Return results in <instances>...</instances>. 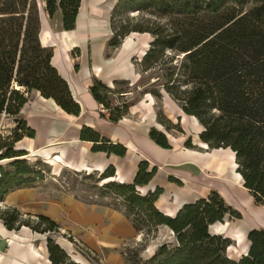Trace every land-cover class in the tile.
<instances>
[{
  "label": "trees",
  "instance_id": "obj_1",
  "mask_svg": "<svg viewBox=\"0 0 264 264\" xmlns=\"http://www.w3.org/2000/svg\"><path fill=\"white\" fill-rule=\"evenodd\" d=\"M80 3L81 0H46L45 12L50 18L60 12L62 29L73 31ZM120 10L160 12L166 22L144 20L146 24L131 25L132 18H126L128 23L123 20L117 26L116 14ZM110 28V50L118 48L133 32L152 37L148 49L136 61L141 74L149 79L150 88L144 94L156 98L167 94L184 114L197 119L203 128L199 138L209 149L229 148L234 152L236 173L243 187L256 204L264 206V0H118L111 12ZM39 33L40 16L34 0H0V115L12 118L16 125L10 144L0 146V161L12 160L16 165L24 163L21 159L27 152L18 147L15 150L14 143L35 136L21 115L31 92L52 99L67 114L78 116L81 112L67 82L52 66V50L42 46ZM152 78L155 80L150 82ZM131 87L126 80H116L113 87H108L94 78L89 90L98 105L108 110L107 115H100L115 123L128 113L129 105L126 100L116 104L111 96L118 94L121 100L119 97L135 92ZM157 121L167 130L183 133L180 124H174L163 113L157 114ZM149 137L158 146L171 148L165 134L156 128L150 129ZM80 139L93 142L94 152L118 156L126 153L124 146L113 144L88 126L82 127ZM184 146L195 148L190 138ZM156 171V167L148 171V163L142 161L132 183L104 184L122 199L128 214L143 215L144 227L151 228L149 241L160 225L174 233L175 241L161 244L144 264H264V229L249 231V250L238 260L225 255L231 239L210 233V226L226 216L241 218L240 212L218 192L211 191L205 198L184 204L174 216L159 211L155 202L162 188L146 194L137 190ZM98 175V180L112 177L114 168L110 166ZM16 181L0 166L1 194ZM169 181L182 185L171 176ZM16 213L1 217L6 228L16 229ZM38 219L46 224L41 233L58 230L49 218ZM132 224L142 232L144 227ZM47 250L52 264H79L72 263L51 237L47 238Z\"/></svg>",
  "mask_w": 264,
  "mask_h": 264
},
{
  "label": "crops",
  "instance_id": "obj_2",
  "mask_svg": "<svg viewBox=\"0 0 264 264\" xmlns=\"http://www.w3.org/2000/svg\"><path fill=\"white\" fill-rule=\"evenodd\" d=\"M87 6V2L81 0L73 31L62 29L61 14L57 12L59 30L53 31L44 18V21L40 19L39 33L42 46L52 49V66L67 82L74 100L81 107V112L78 116L67 114L52 99L44 98L34 91L37 96L30 100L28 98V102L21 110L22 117L35 131L33 138L26 137L33 142V148L28 144H22V140L17 144L18 149L25 150L28 153L26 156L42 154L44 157H53L57 159L55 162L59 166L63 165L76 171L101 174L112 166L114 176L104 179L107 182L132 183L139 163L146 161L148 171L153 167H156L157 171L146 185L137 189L141 194H146L157 187L162 188L163 192L157 198L155 206L165 215L174 216L184 204L193 203L207 197L211 191H216L226 203L228 200L238 207V209L234 208L227 203L240 212L241 218L236 219L240 223L244 221L239 206L241 208L246 206L254 213L255 222L247 229L246 239L250 230L264 229V206L254 202L252 195L243 187V180L240 187L234 184L235 189L229 183L230 170L236 171V166L232 165L235 156L230 158L227 154L229 148L209 149L199 138L203 128L198 121L196 125H191V129L186 128L183 124V116L188 117V115L184 114L169 96L162 103L163 113L173 123H177L180 119L183 133L174 129L167 130L157 121L155 102L150 94H146L140 106L135 108V115L130 111L115 123L107 116L100 115L97 111L98 103L89 90L93 79H99L106 86L113 87L116 80L131 81L135 72L133 70L131 74L127 69L129 67L125 56L127 53L120 54L123 49L122 43L118 48L110 51L108 41L106 50H101L105 32L99 33V30L93 28V22H98V16L90 14ZM110 8L111 6L109 10ZM108 16L109 23L111 12ZM89 37L95 40L92 48L87 46ZM75 65L78 66L77 70L74 69ZM83 126L92 128L113 144L124 146L125 155L92 151L93 142L80 139ZM151 128L164 133L171 148L165 149L154 143L149 137ZM188 138L192 139V144L197 148L184 146ZM230 152L234 155V152L231 150ZM4 161L10 160H2L0 163ZM227 173H229L228 177H225ZM170 176L181 181L182 185L170 182ZM214 181L220 184L216 186L212 183ZM233 193L236 197L231 195ZM0 204L2 207H15L23 217L35 219L44 216L54 221L62 234L53 236L56 243L71 259L78 255L86 264L91 263L75 251L73 243L64 237L65 233L72 236L89 252L97 255L103 264H123V250L140 241L143 236L127 215L119 209L93 200L78 199L52 185L19 186L6 193ZM225 218L228 222V216ZM227 222L218 223L222 224L221 228H225L229 233ZM218 223L211 225L210 229ZM46 235L48 234L33 232L26 225L18 231L10 230L0 219V264H52L49 260ZM159 235L173 237L171 241L165 240L162 244L175 241L174 233L165 225L157 227L154 237L157 238ZM226 237L236 241L232 235ZM247 240L242 255L249 250L250 242ZM156 250L157 248L151 250L148 256H143L141 253L140 256L147 259ZM76 262L84 264L82 260Z\"/></svg>",
  "mask_w": 264,
  "mask_h": 264
},
{
  "label": "rangeland",
  "instance_id": "obj_3",
  "mask_svg": "<svg viewBox=\"0 0 264 264\" xmlns=\"http://www.w3.org/2000/svg\"><path fill=\"white\" fill-rule=\"evenodd\" d=\"M34 1L36 2L38 6L40 19L44 21L45 20L44 18H46L47 24H49V26L51 27L53 31L59 30V25L57 23V19H58L57 12L53 18H50V17L48 18L47 13L45 12V1L46 0H34ZM117 3H118V0H106L105 2H101L100 5H98V10H99L97 12L98 22L96 23L93 22V28H96L97 30H99V33L105 32L104 39L101 42V46H102L101 50H106V45L112 36L111 28H109L110 20L108 23L107 16L109 15V12H112L111 8L113 7L112 9H114ZM110 6L111 8L109 10ZM126 18H132L131 20H129L131 25L135 24L136 22L141 23V24L142 23L146 24L144 23V20L145 21L153 20L160 24L166 22V17L165 16L163 17L160 12L151 14L143 10L142 11L120 10L116 14L115 24L118 26L120 22L123 20L128 23V19ZM151 40H152V37L148 33L146 34L133 33V34H130L128 37L126 36L122 42L123 49L120 51V54H124L125 52L127 53L125 54L126 59L129 64V67L127 69L131 72V74L133 70L135 72L134 78L131 81H128L130 85L132 86L131 88L134 89L135 92L130 91L128 92V94H126L125 97H119L121 98V100L117 99L118 94H114L113 96H111V100L114 99V103L116 104H120L122 100H126L129 105L128 113L131 111L132 113H134V115H135V108H137V106H140L141 102H143L145 95L149 94V93L144 94L143 92V91H146V89L150 88L149 79L146 78L147 75L141 74L140 68H138V66L136 65L137 63L136 61L142 58L145 52L143 54L141 52L143 51V49L144 51L148 49L149 43L151 42ZM94 44H95V40L89 37L87 41V46L89 48H92ZM110 51H113V50H110ZM113 55L114 53H112L111 56ZM141 75L143 78L141 79L143 80L142 82L140 80ZM154 80L155 79L152 78L150 79V82H153ZM118 88L122 90L126 89L125 86H119ZM35 96H37V93L33 91L29 94L28 98L30 100L34 98ZM151 96L153 97V100L155 102L154 110L156 111V115L158 113H163L162 103H164V101L167 100L168 95L163 93L161 98H156L153 95ZM97 111L100 114L104 113L105 115H107V112L102 111L100 105H98ZM177 123L180 124V119L177 120ZM183 124L186 128L188 127L190 128L192 124L196 125L197 123H195L190 117L183 116ZM15 126L16 125L12 118L7 117L5 115H0V146L3 147L5 145L10 144V142L12 141L14 137L13 130ZM22 140H21L22 144H28L30 148L31 147L33 148V142L28 140L26 137H24ZM19 142L14 143L15 150H17V144ZM195 148H197L196 145H195ZM227 151H228L227 154H229L230 158L232 159L235 155H233L230 152V150H227ZM26 155H28V153ZM21 160H25V161L23 164H20V165H16L12 160L4 161L0 163V166L8 174L13 175L14 179L17 180L16 182H18V183H15V185L9 187L2 194L0 193V201H2L4 195L8 193L10 190L12 191L13 189L18 188L19 186H22V185H33L34 184L37 186L45 185L46 187L49 185H52L63 192L74 195L78 199L93 200V201L99 202L102 205H109L113 208L119 209L120 211L124 212V214L128 216L129 220H131V222H133L136 225V227L138 228L144 227L145 222L144 220H142L143 215L142 214L138 215L137 213L128 214L126 206L125 204H123L122 199L115 194V192L113 191L111 187H105L104 184L107 183L106 180H105L106 182L104 181V179L98 180L99 175L97 173H92L89 171H76V170H73L67 167H63V165L61 166L58 165L57 167H55L42 154L24 156L23 159ZM232 165L236 166L235 158H234V162L232 163ZM17 168H19L21 171H18L19 169ZM229 177H230L229 183L231 186H233V189H235L234 184L235 186L240 187L241 183H239L238 176L236 175L235 170H232V169L230 170ZM212 183L215 184L216 186L220 184L218 181H214ZM231 195L233 197L234 196L236 197L234 193ZM237 200L239 199L237 198ZM227 203L231 204L234 208L238 209V207H236L235 204L233 205L230 201L227 200ZM239 208H240L239 210L243 212V221L246 226L247 225L250 226L251 223L255 222L253 212H250V210L246 208V206L245 207L243 206L242 208L241 206H239ZM13 211L17 212L16 215L18 216L17 218L18 220L14 222V227L16 228L15 230L17 231L25 224L28 228L31 229V231L41 233L40 232L41 229L45 228L46 226V224L41 223V221L38 218L34 219L30 217H23V215L15 207H12V206L2 207L1 204H0V219L2 216H6V215L8 216V215L13 214ZM227 219H228V222L227 221L225 222H227L228 224L227 225L228 229L229 228L231 229L234 225H237L238 223H240L236 219H230L229 217ZM33 227L37 229L34 230ZM150 229H147V227H144L142 230L143 236L141 237V240L137 241L131 247L129 248L127 247V249L123 250V254H122L123 262H124L123 264H133V263L134 264H144V261L147 260L148 258L144 259V257L140 256V253L141 255L143 254V256H148L151 250L158 248L162 244V242H164L165 240L171 241L173 238L172 235L171 237L170 235H167V237L166 236L161 237V235H159V237L157 238L154 237L153 240L148 242L152 235L151 233L149 234L150 237H147L148 231ZM210 230L212 231L211 233L223 234L222 235L223 237L231 236L227 234L228 232H226L225 228H221V229L211 228ZM41 234H44V233H41ZM47 234H48L46 235L47 238L51 237L54 240V242H56L53 236L55 237L59 236L60 232L59 230H57L55 232H49V233L47 232ZM64 237L68 239L71 243H73L74 245L73 247L75 251H77V253L82 254L86 259H88V261L91 264H103L101 262V259L97 257V255L89 252L86 248H84V246H82L77 241H75L72 236H69L68 234L65 233ZM232 237L234 238V240L236 239L235 236H232ZM147 242L149 243V245ZM146 244L147 246H145ZM245 244L246 243L238 242L237 239L236 241H232V243H230V245L226 248L225 255L231 259L238 260L242 256V253L245 249ZM72 253L73 255H76L74 254V252ZM69 259L72 263H78L76 261H80L81 258L78 255H76L75 258L73 257L71 259L69 257ZM81 260L84 264H86V262L83 259Z\"/></svg>",
  "mask_w": 264,
  "mask_h": 264
},
{
  "label": "bare ground",
  "instance_id": "obj_4",
  "mask_svg": "<svg viewBox=\"0 0 264 264\" xmlns=\"http://www.w3.org/2000/svg\"><path fill=\"white\" fill-rule=\"evenodd\" d=\"M86 2H87V8H89V13L90 14H94V15H96L97 14V12L99 11L98 10V5H100V3L101 2H105L106 0H85ZM128 43V42H127ZM145 51H144V49H143V51L141 52L142 54L144 53ZM188 117H190V116H188ZM195 123H197V120L195 119V118H193V117H190ZM218 150H220V149H218ZM33 155V154H32ZM46 159H48V161L53 165V166H55V167H57L58 166V164H56V162H55V160L57 161V159H53V157L52 158H50L49 156H47V157H45ZM58 158H60L59 156H58ZM58 163H60L59 161H58ZM236 175L238 176V180H239V183H241L242 182V179H241V177H240V175L238 174V173H236ZM225 177H228V173L226 174V175H224ZM228 179V178H227ZM229 182H230V180H229ZM233 187V186H232ZM219 225H215V226H212V228H215V229H219V228H221L222 227V224H220V223H218ZM249 228V226L247 225H245V223H238L237 225H234L231 229H229V235H232V236H235L236 237V239H237V241L238 242H242V243H246V231H247V229ZM75 258V257H74ZM79 260V259H78ZM81 261V260H80ZM82 263V262H81Z\"/></svg>",
  "mask_w": 264,
  "mask_h": 264
},
{
  "label": "built area",
  "instance_id": "obj_5",
  "mask_svg": "<svg viewBox=\"0 0 264 264\" xmlns=\"http://www.w3.org/2000/svg\"><path fill=\"white\" fill-rule=\"evenodd\" d=\"M100 107H101L102 111H105V112H107V114H108V110L104 109L101 105H100ZM137 190H138V189H137Z\"/></svg>",
  "mask_w": 264,
  "mask_h": 264
},
{
  "label": "water",
  "instance_id": "obj_6",
  "mask_svg": "<svg viewBox=\"0 0 264 264\" xmlns=\"http://www.w3.org/2000/svg\"><path fill=\"white\" fill-rule=\"evenodd\" d=\"M225 220H226V218H224L223 220H222V222H225ZM210 229V228H209ZM211 233V232H210Z\"/></svg>",
  "mask_w": 264,
  "mask_h": 264
}]
</instances>
